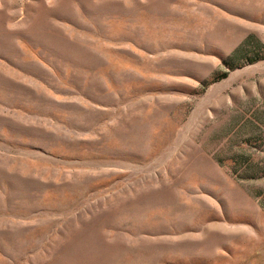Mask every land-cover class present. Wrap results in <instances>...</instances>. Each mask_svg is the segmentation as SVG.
Masks as SVG:
<instances>
[{"label": "rangeland", "instance_id": "rangeland-1", "mask_svg": "<svg viewBox=\"0 0 264 264\" xmlns=\"http://www.w3.org/2000/svg\"><path fill=\"white\" fill-rule=\"evenodd\" d=\"M0 264H264V0H0Z\"/></svg>", "mask_w": 264, "mask_h": 264}]
</instances>
